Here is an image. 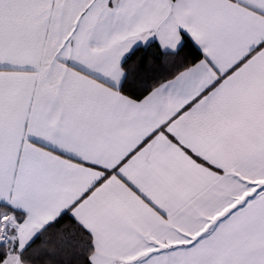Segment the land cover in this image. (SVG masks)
<instances>
[{
	"label": "snow or ice",
	"instance_id": "snow-or-ice-1",
	"mask_svg": "<svg viewBox=\"0 0 264 264\" xmlns=\"http://www.w3.org/2000/svg\"><path fill=\"white\" fill-rule=\"evenodd\" d=\"M0 264H264V0H0Z\"/></svg>",
	"mask_w": 264,
	"mask_h": 264
}]
</instances>
